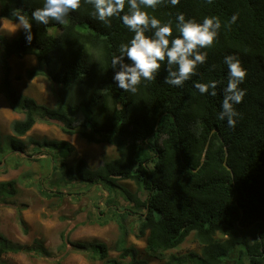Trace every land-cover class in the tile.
<instances>
[{"label": "trees", "instance_id": "obj_1", "mask_svg": "<svg viewBox=\"0 0 264 264\" xmlns=\"http://www.w3.org/2000/svg\"><path fill=\"white\" fill-rule=\"evenodd\" d=\"M43 4L44 0H0V23H18L17 12L32 23L30 44L24 30L11 41L0 36L4 49L0 94L14 113L24 116L13 123L12 131L24 137L37 123L57 124L66 135L111 146L118 154L91 169L84 159L69 165L75 150L66 142L31 140L38 148L51 149L50 157L57 163L52 170L57 192L43 194L57 197L62 195L61 186L74 182L101 183L110 189L109 205L120 192L132 206L113 211L123 243L124 221L133 217L140 236L148 234L146 249L152 254L176 250L194 234L202 247V264H225L231 258L234 264H264V0L211 4L180 0L177 6L164 0L155 10L144 9L162 24L170 22L173 38L179 35L176 17L181 13L197 23L219 17L221 28L213 46L202 49L207 62L183 87L165 84L167 73L162 70L155 81H144L136 94L121 90L113 80L112 57L134 35L121 19L114 17L111 27H105L92 17L93 6L82 0L65 24H37L32 12ZM233 15L235 23H231ZM228 55L236 56L247 72L240 85L246 94L242 103L234 105L240 114L235 128L218 119L228 82L224 63ZM28 56H34L38 66L25 78L50 81L55 108L38 104L13 87L9 60ZM211 81L217 82L216 96L202 95L195 87L197 82ZM11 146L13 152L27 151V145L15 138ZM121 181L134 182L147 198L143 201L122 188ZM15 183H1L0 193L13 196ZM74 246L95 247L99 259H108L105 245ZM19 251L0 234V264L5 255Z\"/></svg>", "mask_w": 264, "mask_h": 264}, {"label": "rangeland", "instance_id": "obj_2", "mask_svg": "<svg viewBox=\"0 0 264 264\" xmlns=\"http://www.w3.org/2000/svg\"><path fill=\"white\" fill-rule=\"evenodd\" d=\"M22 31L19 22L0 23V36L9 41L19 37ZM2 53L4 49L0 45ZM9 66L10 80L19 93L38 104L55 108L52 83L43 77L32 81L25 78L28 70L38 66L34 56L13 57ZM18 76L23 79L17 81ZM2 79L0 70V86ZM22 120L24 116L14 113L5 96L0 94V184L16 181L13 196L0 193V234L12 247L20 249L18 253L5 255L4 264H202L199 261L202 247L194 234L176 250L162 254L148 252V234L140 236L133 217L124 221L127 235L123 243L113 211L128 210L132 206L120 192L113 195L114 203L109 205L110 189L101 183H69L60 187L62 195L49 197L57 192L52 181L53 166L57 163L50 157L51 149L38 148L30 144L31 140L66 142L75 150L69 165L84 159L91 169L116 159L118 154L111 146L88 144L77 135H66L57 124L37 123L27 135L17 137L12 131L13 123ZM12 138L27 145L25 154L12 151ZM119 185L143 201L147 198L134 182L121 181ZM72 244L105 245L108 259H99L95 247L80 250ZM127 251L129 254L125 255ZM225 264H234V258Z\"/></svg>", "mask_w": 264, "mask_h": 264}, {"label": "clouds", "instance_id": "obj_3", "mask_svg": "<svg viewBox=\"0 0 264 264\" xmlns=\"http://www.w3.org/2000/svg\"><path fill=\"white\" fill-rule=\"evenodd\" d=\"M93 6L92 17L105 27H111L112 18L122 20L124 26L134 35L128 43L119 46V55H113L111 67L115 70L113 80L118 88L131 94L139 91L144 82H152L163 70L167 73L164 83L173 87H183L184 83L197 74L200 65L207 62V52L202 49L211 48L219 35L221 21L219 17H205L203 23L194 19H186L184 14L176 17L178 36L173 38L171 23H161L155 16H150L144 9L155 10L164 0H83ZM177 6L180 0H169ZM211 4L213 0H206ZM127 4V12L125 7ZM82 6V0H44L43 7L32 12V19L37 24L48 25L50 21L65 24L73 12ZM123 13V15H122ZM17 19L26 33V40L32 42V23L25 16ZM237 16L233 15L231 23ZM151 32L152 35H146ZM228 67V82L224 88L222 111L218 119L226 120L230 128H235L240 114L234 105L242 103L245 90L240 85L245 81L247 72L241 61L234 55L224 58ZM166 65V67H165ZM215 65L212 66L214 70ZM203 94L216 96L217 82L195 84ZM211 90V91H210Z\"/></svg>", "mask_w": 264, "mask_h": 264}, {"label": "water", "instance_id": "obj_4", "mask_svg": "<svg viewBox=\"0 0 264 264\" xmlns=\"http://www.w3.org/2000/svg\"><path fill=\"white\" fill-rule=\"evenodd\" d=\"M209 146V143L207 144V147ZM228 170L230 171L231 169L230 168H228Z\"/></svg>", "mask_w": 264, "mask_h": 264}]
</instances>
